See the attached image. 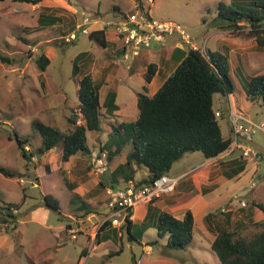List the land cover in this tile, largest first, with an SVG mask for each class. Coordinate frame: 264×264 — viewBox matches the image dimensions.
<instances>
[{
    "label": "rangeland",
    "instance_id": "obj_1",
    "mask_svg": "<svg viewBox=\"0 0 264 264\" xmlns=\"http://www.w3.org/2000/svg\"><path fill=\"white\" fill-rule=\"evenodd\" d=\"M256 2L259 5L264 3L263 0ZM219 3L261 11V8L246 6L243 0H45L39 6L46 8L39 12L35 9L37 6L31 4L0 0V58L9 60L8 63L0 60V166L16 176L6 178L0 174V264H134V261L136 264H220L210 249V235L204 234L206 225L203 219L195 220L193 240L184 250L166 247V237L157 236L152 220L149 223L134 220L132 233L135 240L129 239L124 226L116 228L115 233L110 226L99 237L96 236L103 219L109 215L105 190L110 185L116 188L124 186L109 182L110 168L114 163L125 161L131 148V143H125V137L121 132L116 131V134L111 124L135 121L138 116L136 95H152L158 83L148 86L139 70L133 74L126 70L127 65L135 67L137 57L129 56L126 61L113 57L111 47L103 48L79 32L76 41H64L67 34L76 31V25L81 24L83 18L100 19L94 26L97 28L101 22L121 19L141 4V9L149 10L153 18L183 26L192 43L202 49L201 52L203 49L213 51L216 37L210 38V33L219 24L216 19ZM41 13L56 17L59 22L41 25L38 23ZM106 33L108 37L112 36V29L107 27ZM228 34L232 37L240 35L236 32ZM171 37L179 40L176 36ZM41 55L49 59L45 71L36 63ZM115 58L118 65L111 62ZM106 65L109 67L107 70ZM107 71L115 73L107 74ZM85 75H91L101 86V102L108 92L116 93L119 111L115 119L106 124L103 114L101 130L86 133L88 153L79 152L68 163L60 161V143L40 159L36 156L30 161L23 159L15 135L28 139L26 148L34 154L40 138L32 129L33 122L67 133L73 129L69 118L74 113L78 116L77 124H83L77 94L78 81ZM219 97V94L214 95L215 110L220 109ZM221 108L225 109V105ZM248 115L257 123L262 122L264 107L254 103ZM218 123L223 137L228 138L227 122L218 118ZM111 136L122 148L120 153L112 152V163L106 158L107 171L99 176L93 174L92 169L90 175L84 170L79 171L85 166L90 168L92 158L100 152L109 156ZM253 147L259 157L239 160L246 166L243 174L223 178L231 169L223 166L226 161L219 157L206 165L210 167L209 182L197 184L199 186L188 191L201 189L207 193L205 197H214L216 207L212 211L215 214L211 219L212 225H224V215L229 214L228 228L240 230L242 236L257 231L250 223L254 219L252 210H256L253 203L264 205V133L255 134ZM203 161L205 158L201 153H188L174 163L167 175L173 177ZM142 176V170L137 168V178ZM45 196L58 201V211L45 204ZM75 197L77 199L73 203L71 199ZM71 202L73 209L69 206ZM84 203L83 212H78L76 209ZM9 204L19 206L18 213L13 220L3 223L6 219L1 210ZM69 229L75 231V240L71 239ZM93 232L95 245L100 244L102 236L107 240L84 258L83 254L88 250L83 251L88 244L87 237L91 238ZM154 241L155 244H150ZM120 248L122 251L117 253Z\"/></svg>",
    "mask_w": 264,
    "mask_h": 264
},
{
    "label": "trees",
    "instance_id": "obj_2",
    "mask_svg": "<svg viewBox=\"0 0 264 264\" xmlns=\"http://www.w3.org/2000/svg\"><path fill=\"white\" fill-rule=\"evenodd\" d=\"M13 1L36 5L41 0ZM253 6L261 8V11L248 12L219 3L216 19L218 23L226 24L231 28V32L240 35L244 33L247 37L254 38L257 44L264 48V3L259 5L255 2ZM135 7L141 8V4ZM56 22H59L58 18L52 16L40 14L38 18V23L44 26L53 25ZM100 27L93 30L88 38L101 47L107 48L109 44L105 37L106 28L100 29ZM119 55L120 51L116 49L113 57ZM0 60L5 63L9 62L5 57H1ZM36 63L42 71H45L49 59L41 55ZM155 73L156 66L149 64L143 76L146 84L151 82ZM99 88L100 86L95 83L91 75H85L78 81V111L83 117V124H77L78 116L73 113L69 118L73 129L67 133L41 122L31 124L32 129L38 133L40 138V145L34 154L25 149L28 139H21L15 135V141L23 159L30 161L34 156L40 159L49 154L59 143L62 150L60 161L63 163L68 162L70 157L79 152L88 153L86 133L101 130V116L103 115L101 109L104 108L106 114L111 116L117 110L115 93L108 92L104 102L100 103ZM245 91L249 98L259 101L264 107V75L250 78L245 84ZM233 92L234 84L229 76V63L225 53L205 50L203 54L199 50L188 49L180 59L178 66L154 95L147 96L142 93L136 95L137 119L130 123L113 125V131L121 132L126 139L125 143H131V148L126 155L125 162L118 165L111 173L112 181L117 183L119 178H122L123 182L132 181L140 166L148 171L146 178L136 182V187H140L168 174L174 163L185 154L199 152L205 159H213L224 153L230 145V138L222 135L218 118L224 119L225 114L219 112L220 117H216L213 97L216 94L227 97ZM111 146L114 149L113 153H120L122 146L116 143L112 136ZM110 151L111 149L107 156L109 160L112 159ZM243 170L244 165L239 164L233 175H238ZM0 174L6 178L16 177L14 173L1 166ZM112 187L115 188V186ZM73 199L71 201L74 203L77 198ZM44 200L49 208L58 211L57 200L51 201L48 196H45ZM73 203H70V209L74 208ZM151 203L147 205L144 223L151 222L154 215L153 225L157 236L166 237V247L184 250L192 242L195 233L192 212L187 210L182 219H177L164 211L156 213L150 206ZM84 206L85 203L81 204L77 211L83 212ZM253 206L257 209L259 216L250 220L257 231L249 236H242L238 229L228 228L229 214L224 215V225H212L211 219L215 217L214 213H209L203 218L207 230L215 234L210 249L220 264H264V205L253 203ZM18 207L9 204L1 210L6 219L3 223H8L10 219L15 218ZM14 211L17 212L14 213ZM132 214L133 210L130 209V217ZM110 226L111 223L108 220L104 221L98 229L97 237ZM122 226L128 233L129 239L135 240L131 219L127 218ZM112 230L115 233V229ZM142 232L143 230L140 235ZM105 240L107 237L102 236L99 243ZM155 243L154 241L150 244ZM121 251L120 248L117 253ZM134 264H136L135 261Z\"/></svg>",
    "mask_w": 264,
    "mask_h": 264
},
{
    "label": "crops",
    "instance_id": "obj_3",
    "mask_svg": "<svg viewBox=\"0 0 264 264\" xmlns=\"http://www.w3.org/2000/svg\"><path fill=\"white\" fill-rule=\"evenodd\" d=\"M44 1L45 0H41L38 4L34 5V7L37 6V8L35 9H38L39 12L43 11L44 8H46V6H39V4H41ZM243 2L245 3L246 6L252 7L253 4L256 2V0H243ZM236 7L238 9H242L248 12L251 10H254L250 8L241 7L240 5H236ZM118 11L119 13H122L119 9ZM254 11L257 12L259 10H254ZM241 24H244V23H241ZM228 32H231V28H229L226 24L219 23L215 25V31L210 33L211 34L210 38L216 37V40H215L216 42L214 45L215 47L213 51H218L220 53H225L227 55L228 63H229V76L234 84V92L230 94V99L232 103L235 105L236 108L241 110L248 117V119H250L253 122H257L252 117H250L248 113L251 110V107L253 106L254 103L260 104V102L255 99H251L247 96L246 91H245V84L250 78L254 76L264 75V48L260 47L255 41V39L252 37H247L245 34L243 36L239 35L237 37H232L228 34ZM105 37H106V40L108 41L109 47H111L112 52H114L118 47V43L113 41L112 36L108 37L107 33ZM174 39H175L174 37H166L161 42H153L151 46L145 52L140 54V56H138L134 60L135 67L132 66V69L128 71L130 74H133L136 70H139L142 76H144L147 66L149 64H154L156 66V73L154 77L152 78L151 82L148 83V86H152L155 83H158V85H157L156 91H153L152 95H154L157 92V90L163 85L165 80L172 74V72L178 66L183 54L189 49L187 46L180 45L179 40H174ZM111 62L113 64V61ZM143 64H144V68H142ZM108 68L109 67L106 65L105 70H107ZM110 73L114 74L115 72L107 71V74H110ZM100 88H99V95H100ZM104 99L101 102V97H100V103H103ZM213 103H214V97H213ZM218 103H219L220 109H217V110L214 109V110L216 112H223L225 114L224 119L227 122V125L229 127V133H230L231 132L230 123H229V120L226 114L227 97L220 95V97L218 98ZM115 105L117 106V110L112 114V116L106 114L104 108H102L103 112L101 110V113L106 116V119L104 120L106 124H110L109 120H114L116 113L119 111L118 105L116 103V98H115ZM222 105H225V109L221 108ZM102 118L103 117L101 116V119ZM113 125L111 124V127H113ZM230 135H228L229 136L228 138H230ZM113 150L114 149L111 148L110 152H112ZM237 152L238 151H232V152L227 153L224 151V153H222L221 155L217 157V158L220 157L222 159H225L226 162L223 163V166H227L228 169L229 168L231 169V172L229 173V175L225 174V177L223 176V178H233V177L235 178L236 176H240L241 174H243L244 171L246 170V166H245L244 170L241 173H239L238 175H233L234 171L238 167V164H241L239 160H244L240 157L239 152H238V155H236ZM185 155L182 157V159L185 157ZM191 157H194V156H190L189 158ZM217 158L205 159V161L198 163L197 165H191L190 169L180 172L176 174L175 176H173V178H181V180L177 184V186L179 187L177 188L176 186V190L173 194L164 195L160 198L155 199L151 203L150 206L156 211V213L158 211H164V212L171 214L173 217L177 219H182L185 212L187 210H190L194 218V226H195V220L197 219L202 220L207 214L212 213V211H214V208L216 207V202H214L215 200L214 197L213 198L205 197L207 196L206 195L207 193H203L201 189L198 191L199 193L196 191H192V192L191 191L188 192V191L191 188H194L195 186H199L202 183L209 182L210 167H207L206 165L210 161H213L214 159H217ZM112 160L113 159L110 160L111 163L113 162ZM124 162L125 161L114 163V165L111 166L110 171H109V174H110L109 182L110 183L112 182L111 184L116 183L112 181L111 173L114 171V169L118 165L123 164ZM138 169L142 170L143 176L141 178H137V171H136L134 178L132 180V182L135 184L136 182L141 181L142 179L148 176V171L146 168L140 167ZM82 170L86 171L87 175H90L92 173L91 167L89 168L85 166L84 169L79 168V171H82ZM127 182H123L122 178L121 179L119 178L116 184H118L119 186H122V185L127 184ZM182 187H184V190L182 189ZM254 188H256V184H254ZM75 189L76 188L73 189V192ZM208 193H211V192H208ZM75 194L81 195L79 194V192H75ZM81 197L84 198V195H81ZM69 206H70V203H69ZM132 210H133V214L131 216V221H132L133 226H134V220H139L142 223H144V219L147 213V205L138 204ZM178 213L179 215H176ZM252 215L254 219L259 216L257 209L254 211L252 210ZM153 217L155 219L154 215ZM154 219L152 220V222L154 221ZM104 220L105 218L103 219L102 223L104 222ZM113 228L116 229V227H113ZM69 230H72V229H69ZM204 234L210 235L208 236L210 237V245H211L215 236H212L213 233L209 232L207 228L205 229ZM87 243H88L87 247L83 249V251H85V249H88L87 252H84L83 254L84 258L88 254L89 251L94 250L96 246H99L101 244V243L99 245L94 244L95 243V232L91 233V238L87 237Z\"/></svg>",
    "mask_w": 264,
    "mask_h": 264
},
{
    "label": "built area",
    "instance_id": "obj_4",
    "mask_svg": "<svg viewBox=\"0 0 264 264\" xmlns=\"http://www.w3.org/2000/svg\"><path fill=\"white\" fill-rule=\"evenodd\" d=\"M100 19L90 20L83 18L82 23L76 25V31H72L64 37L65 43H72L77 40V32L81 35L89 36L95 30V25H98ZM100 29L111 28L113 41L118 43L117 49L120 51L122 60L126 61L129 56L138 57L143 49H148L153 42H161L166 37L176 36L179 39V44L187 46L189 49L199 50L186 32L183 26L170 21H162L153 18L149 10L134 8V11L124 15L119 20L101 22ZM205 54V49L202 51ZM117 58V57H116ZM113 61L115 65L119 62ZM126 70L129 71L132 66L127 65ZM216 117H220V113L216 112ZM227 118L230 123V145L225 150L229 153L238 151L240 157L244 160L248 158H257L258 153L253 147V138L255 134L264 133V121L253 122L235 105L230 99V94L227 95ZM27 149V148H25ZM28 150V149H27ZM106 152H100V155L92 158L91 169L96 176L104 174L106 168ZM181 178H173L167 174L160 176L150 184L136 187L132 181L119 188L109 187L105 190L106 207L109 215L104 221L108 220L112 227L119 228L125 224L129 215L130 209H133L138 204L148 205L155 199L164 195H171L175 192L176 186ZM17 211H14L16 213ZM71 234V239L75 240V231L68 230Z\"/></svg>",
    "mask_w": 264,
    "mask_h": 264
},
{
    "label": "water",
    "instance_id": "obj_5",
    "mask_svg": "<svg viewBox=\"0 0 264 264\" xmlns=\"http://www.w3.org/2000/svg\"><path fill=\"white\" fill-rule=\"evenodd\" d=\"M138 168H140V166H138Z\"/></svg>",
    "mask_w": 264,
    "mask_h": 264
}]
</instances>
